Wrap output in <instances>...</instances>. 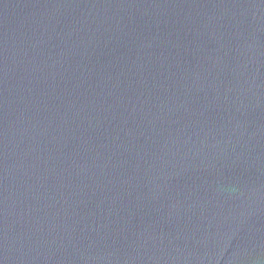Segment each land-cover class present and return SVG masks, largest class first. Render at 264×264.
Listing matches in <instances>:
<instances>
[{"label": "water", "instance_id": "water-1", "mask_svg": "<svg viewBox=\"0 0 264 264\" xmlns=\"http://www.w3.org/2000/svg\"><path fill=\"white\" fill-rule=\"evenodd\" d=\"M0 264H264V0H0Z\"/></svg>", "mask_w": 264, "mask_h": 264}]
</instances>
